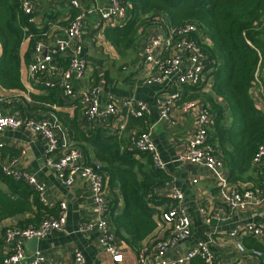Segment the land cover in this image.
<instances>
[{
  "label": "trees",
  "instance_id": "obj_1",
  "mask_svg": "<svg viewBox=\"0 0 264 264\" xmlns=\"http://www.w3.org/2000/svg\"><path fill=\"white\" fill-rule=\"evenodd\" d=\"M131 5L130 18L122 27L106 28L109 41L120 51L140 43L149 30L177 28L187 23H195L211 44L204 50L216 68L212 73V93L196 92L199 86H188L183 100L200 99L209 107L213 115V129L209 134V143L221 150L225 167L229 169V181L237 186L240 182L252 179L255 169L254 156L264 143V110L256 104L251 88L255 70L260 61L257 49H261L258 40L264 38V0H123ZM77 11H73L75 15ZM31 32L39 38L40 30L29 22V16L20 8L17 0H0V85L6 90H26L21 80V45L25 34ZM262 33V34H261ZM250 42V43H249ZM30 50V46H29ZM264 55V53H263ZM262 56V55H261ZM26 53L25 60H29ZM49 93L38 98L51 106L64 105L59 85L48 88ZM193 93L188 95V91ZM225 102L224 103H222ZM24 116L46 118L31 113L27 106L19 104ZM57 119L67 128L69 138L79 147L88 162L94 160L102 165L107 178L109 191V213L113 232L122 243L137 252L149 248L158 241L167 239L171 228L162 221L155 220V214L174 206L172 198L165 189L172 183V176L156 167L152 153L134 147L131 137L147 131L148 117H134L123 108L110 119L101 123L82 122L77 113L72 116L67 111L51 107ZM124 114L127 122L112 128V120L117 114ZM146 126L133 130L134 124ZM230 122V124H228ZM258 171V167L256 166ZM2 178L14 191L20 193L18 199L0 195V223L19 213L30 212V216L16 225L1 229L2 238L12 228L39 225L46 218L58 217V211L49 208L41 200L40 193L24 178H15L0 168ZM264 182V176H260ZM119 188L117 195L115 187ZM120 198L123 210L117 213ZM152 236L145 246L141 242ZM252 249L262 252L264 245L253 238ZM5 253H0L3 264ZM191 264H206L201 258H195Z\"/></svg>",
  "mask_w": 264,
  "mask_h": 264
},
{
  "label": "crops",
  "instance_id": "obj_2",
  "mask_svg": "<svg viewBox=\"0 0 264 264\" xmlns=\"http://www.w3.org/2000/svg\"><path fill=\"white\" fill-rule=\"evenodd\" d=\"M20 4V0H17ZM81 9H93L96 7L107 6V1L90 2L80 0ZM35 16L37 22L44 25V29L50 35H61L62 30L52 29L53 23L60 26H66L69 20L74 16L73 11H79L71 5V0H35ZM125 23L109 21L103 23L98 10L89 14L84 21V56L89 64L86 76L81 81H74L75 87L86 89L92 85H97L101 89V107H105L109 102H115L122 109V103L126 100L145 101L152 105L153 113L148 117V124H155L152 133V141L156 145L163 160L167 162L165 171L172 176V183L165 189L166 195L170 193V188L176 186L184 194L182 207L192 220V236L184 243L170 250L169 255L174 260L182 253L189 250L199 241H209L217 259L223 264H236L239 260H256L253 254L252 237L247 235L234 236L233 232L245 223H256L264 225V182L260 181L262 175L260 171L253 168L252 179L238 183V187L243 191H251L253 204L246 209L228 210L219 193V187L214 181L212 172L206 167L188 163L179 162L177 156L185 149L187 140L196 131L199 120V108L191 110L188 113H182L181 103L176 101L171 105V120L158 122L159 107L155 105V98L163 93L161 85H147L143 80L148 72H151L155 65L144 64V67L137 68L138 58L149 41L157 34V30L151 29L143 40L122 52L116 48L106 36V28L122 27ZM32 33L25 34L21 45V80L26 90H6L0 85V96L5 100L4 113L8 115L23 114L19 104H24L31 113L43 115L45 117L56 118L53 111L46 108L67 111L72 116L77 113L79 120L84 121L81 103L79 99L64 98V105L51 106L38 98L49 93L40 82H34L29 78L28 68L32 61ZM48 39V38H47ZM264 45V38H263ZM30 46V50H29ZM263 58L264 55L259 49ZM26 53L29 54V60H25ZM1 54V51H0ZM165 49H157V58L163 59L170 55ZM58 72L68 65V58L64 55L56 59ZM124 66L128 68H124ZM58 76V74H57ZM213 77L204 80L196 92L212 93ZM188 85H184L183 98ZM193 90L188 91V95ZM251 95L263 110L264 107L255 98L256 92L251 89ZM201 102L200 99H196ZM225 104V102L222 101ZM107 118L105 120H108ZM126 116L117 114L112 120V128H118L121 123L125 124ZM59 123L61 121L57 119ZM98 120L97 123H101ZM230 124V122H228ZM65 130V137L71 142L67 128L61 123ZM146 126L134 124L133 130ZM72 143V142H71ZM74 144V143H72ZM64 151L63 149H61ZM221 152V150H219ZM47 142L46 139L37 131L25 127L7 128L0 132V168L10 167L20 174L34 176L37 181L45 185L44 197L45 205L51 209L61 211V204H66L67 222L62 230H56L46 238L38 239L36 242L26 243L29 254L39 252L45 258V264H79L75 261V250L79 249L86 257L84 264H116L105 253L100 243L101 233L97 230L80 231V225L95 217L94 205L92 203V193L88 183L77 177L73 185L69 186L58 176V174L47 165ZM223 156V155H222ZM229 174V169L226 168ZM263 176V175H262ZM235 184V183H233ZM117 195H120L119 188L116 186ZM0 195L9 196L11 199H18L20 193L2 178L0 174ZM1 204V201H0ZM124 204L120 198L117 213H121ZM206 209L207 214L202 213ZM30 212L19 213L11 218L3 219L0 223V239L2 238L1 229L7 226L16 225L20 221L28 218ZM155 220L161 222L159 214H155ZM162 224L160 229H162ZM154 233L143 240L140 246H145ZM115 234V232H114ZM116 237V235H115ZM124 254L122 264H139L137 251L122 243L116 237ZM254 238V237H253ZM264 245V240H260ZM241 243L245 247V252L241 253L237 244ZM254 245V244H253ZM10 246L4 238L0 244V253L7 252ZM195 259V258H194ZM190 261L188 264H191Z\"/></svg>",
  "mask_w": 264,
  "mask_h": 264
},
{
  "label": "built area",
  "instance_id": "obj_3",
  "mask_svg": "<svg viewBox=\"0 0 264 264\" xmlns=\"http://www.w3.org/2000/svg\"><path fill=\"white\" fill-rule=\"evenodd\" d=\"M35 0H20V8L29 16V22L40 30L39 38L32 43V61L29 64L28 75L34 82H40L46 88L59 85L61 94L65 98L79 99L83 117L86 122L93 123L105 120L117 113L118 105L109 102L101 107V89L92 85L86 89L75 87L74 81L85 78L89 64L84 56V21L93 11L98 10L103 23L116 21L126 23L130 18L131 5L123 0H106L107 6L93 9H81L80 0H71V5L79 11L69 20L66 26L53 23L51 28L62 30L61 35H50L44 29V25L37 22L35 16ZM99 2L102 0H88ZM264 25V20H263ZM157 34L144 48L138 58V65H155L151 72L145 76L143 83L147 85L163 86V93L155 98V105L159 107L158 122L165 119L171 120V105L183 99V86H200L204 80L211 79L216 68V61L212 60L204 50V45L211 44L202 30L195 23H187L177 28L167 30L156 28ZM31 37H35L33 34ZM48 38V39H47ZM250 43V42H249ZM157 49H165L170 55L163 59L156 56ZM259 64L255 70L252 90L256 92L255 98L264 107V68L260 50ZM64 55L68 58V65L58 72L56 59ZM124 68H128L124 66ZM58 74V76H57ZM4 98L0 96V132L7 128L25 127L39 132L47 142V165L53 169L67 185L71 186L77 177L84 179L91 190L92 203L95 217L80 225V231L97 230L101 233L100 243L105 253L113 263L122 264L124 254L113 232L109 213V191L107 178L102 172L100 162L94 160L88 162L82 150L76 147L65 137V130L56 118H36L23 114L8 115L4 113ZM259 103V104H260ZM182 113L199 108V120L196 131L187 140L185 149L177 156L179 162L199 164L209 169L214 181L219 187L223 203L228 210L246 209L253 204L252 192L243 191L236 184L229 181L223 157L217 148L209 143V134L213 129V115L208 106L196 99L184 100L181 103ZM122 109L134 117L150 116L153 107L145 101L126 100L122 103ZM155 124H150L147 131L134 134L131 142L135 148L152 153L156 167L165 170L167 162L162 159L160 152L152 141V133ZM123 127V124H122ZM63 149L64 151H62ZM254 164L264 176V143L259 146L254 156ZM2 171L15 178H24L40 193L41 200L45 202V185L37 181L34 176L17 173L10 167L3 166ZM174 202V206L162 212L163 226L171 228L170 236L158 241L149 248L140 249L137 253L139 264H188L194 258H201L206 264H223L217 259L211 249L209 241H199L178 258L172 259L169 255L171 249L186 242L192 236V220L182 207L183 192L176 186L170 188L168 194ZM207 214L206 209L201 210ZM67 222L66 204H61V211L56 218H46L39 225H31L22 228L9 229L5 236V242L10 249L5 252L3 264H45V258L39 253L29 254L26 243L33 239H42L51 235L56 230L64 229ZM234 236L247 235L264 240V225L245 223L233 232ZM237 247L245 252L243 244ZM256 260H239L236 264H264L263 254L253 249ZM75 261L84 264L85 255L79 249L75 250Z\"/></svg>",
  "mask_w": 264,
  "mask_h": 264
},
{
  "label": "rangeland",
  "instance_id": "obj_4",
  "mask_svg": "<svg viewBox=\"0 0 264 264\" xmlns=\"http://www.w3.org/2000/svg\"><path fill=\"white\" fill-rule=\"evenodd\" d=\"M262 34V33H261ZM259 44L261 45V51L264 53V45H263V42L259 39L258 40ZM212 84V82H210L208 85L210 86Z\"/></svg>",
  "mask_w": 264,
  "mask_h": 264
},
{
  "label": "water",
  "instance_id": "obj_5",
  "mask_svg": "<svg viewBox=\"0 0 264 264\" xmlns=\"http://www.w3.org/2000/svg\"><path fill=\"white\" fill-rule=\"evenodd\" d=\"M33 241L36 242V241H38V239H37V238H33V239L29 240L28 243H31V242H33ZM28 243H27V244H28Z\"/></svg>",
  "mask_w": 264,
  "mask_h": 264
}]
</instances>
